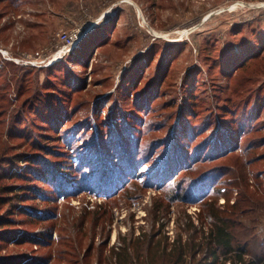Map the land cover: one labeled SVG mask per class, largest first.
Instances as JSON below:
<instances>
[{
	"label": "rangeland",
	"instance_id": "1",
	"mask_svg": "<svg viewBox=\"0 0 264 264\" xmlns=\"http://www.w3.org/2000/svg\"><path fill=\"white\" fill-rule=\"evenodd\" d=\"M21 1L24 4L18 12L6 17L14 21L15 38L7 48H0L7 52L0 53L2 60L9 63V74L17 72L18 65L22 67L21 76L33 68H55L49 71L51 81H46L45 71H40L38 78L24 76L41 88V96L33 97L30 103L24 102L30 93L19 94L13 85L8 92L14 117L5 126V132L10 135L6 140L11 148L0 152V171L9 175L25 171L26 176L6 178L2 184L17 190L0 211V215L14 212L7 216L12 218L10 228L15 230L6 246H1L0 255L12 258L13 264H222L225 257L221 253L217 261L211 255L213 247L208 241L214 217L203 199L206 194H214L218 196L215 207L230 212V205L247 196V184L250 190L264 196V85L254 92L251 87H238L224 78L220 68L234 62L229 60L235 53L233 47L243 52L244 37L257 34L255 42L264 44V9L257 6L264 0ZM30 22L41 23L48 35L37 54L16 55L21 52L18 39L26 37V23ZM93 24V30L81 39L71 55L99 27L113 24L115 29L107 35L106 45L89 52L86 67L77 64L80 53L71 60L69 54L55 59L48 67L14 61L28 56L31 60L46 59L61 46L60 32L80 27L85 30ZM160 33L165 36L159 37ZM259 49L256 46L251 51ZM87 58L85 53L82 60ZM186 77L197 88L195 95L205 89L201 97H205L206 103L199 104V116L191 112V120L185 121L186 127L182 128L177 123V109L184 103L182 84ZM145 83L151 84L148 88L153 98L157 95L156 103L148 111L146 107L141 112L135 107L129 109L134 87L140 90ZM170 92H174L173 99L168 96ZM46 97L48 110L40 103ZM227 99L232 103L227 105ZM167 100L174 105L167 107ZM121 105L124 108L115 109ZM230 107L234 115L244 118L249 130L240 142L235 137L234 144L238 145L231 155L214 160L219 154L210 133L224 122ZM40 110L44 111L42 115ZM127 110H133L132 114ZM261 111L257 121L253 116ZM51 113L62 120L54 123L53 117L49 118ZM175 124L182 134L174 146L185 148L195 134L200 135L193 146L206 139L205 146L199 149L202 159L190 172L179 171L181 167L176 169L178 165H172L174 176H162L172 183L155 184L150 174H144L148 171H142L147 167H141L145 160L138 163L135 152H139L140 159L148 154L152 163L169 169L170 146L164 140L170 137ZM35 141L38 146L29 147ZM44 146L49 149H43ZM20 152L41 157L48 154L43 161L48 167L67 163L71 170L67 167L64 172L72 176L74 183H61L65 178L61 174L56 175L51 187L32 180L37 175L25 168V158L16 167H7L11 156ZM252 158L259 159L247 164ZM31 165L33 169L39 166ZM206 167L222 171L207 173L201 181ZM246 175L249 181L243 179ZM213 182L218 185L213 187ZM29 183L36 189L26 190ZM118 186L127 190L112 193ZM188 186L191 199L185 200L180 193ZM52 192L57 194L51 198ZM254 199L258 203L259 198ZM256 210L259 213H249L244 220L252 232L241 234L243 239L253 238L255 247L264 242V215L259 208ZM178 250L184 255L183 261L167 257ZM245 257L243 264H250L252 258ZM232 263L231 259L224 264Z\"/></svg>",
	"mask_w": 264,
	"mask_h": 264
},
{
	"label": "trees",
	"instance_id": "2",
	"mask_svg": "<svg viewBox=\"0 0 264 264\" xmlns=\"http://www.w3.org/2000/svg\"><path fill=\"white\" fill-rule=\"evenodd\" d=\"M155 3L156 1L153 2V4ZM23 4L24 3L21 0H0V48L1 47L7 48V46H9V44L12 43V40L15 38V34H16L14 21L11 19H7L6 17L13 16L14 14H16V12H18L19 8ZM30 23H26L27 24L26 25V32H27L26 37L18 39L19 41L17 42V46L21 50V52H17L16 55L23 56L24 52L37 54L40 48L42 47L41 45L43 44L42 43L43 40H45V37H47L48 35L47 31L42 29L43 26L41 27L42 25L41 23H38V22L31 23V24ZM112 26L113 24H111L110 26L105 25L104 27L103 26L99 27V30L97 31V33L94 34V36L92 35L93 37L90 36L92 38L88 37L89 39L87 38V40L86 39L84 40L82 44L84 46H82V48L79 49V51L76 52V54H72V55L69 54L70 55L69 59L70 60L73 59L74 56L80 53L77 64L82 63L83 66L85 67L88 66L89 65L88 59L90 58V55L92 54V50L94 48H100L106 45L105 41L109 39L107 38V35L111 33V30L114 28V27L112 28ZM262 31L264 30L262 29ZM256 37H257V34H252V35H248L247 37H244V39H242L243 40L242 44H244L242 46L243 52L239 51L237 46L233 47L232 51H234L236 54L235 53L231 54V57H229V60L232 59L234 62L233 63L230 62L227 65L225 64L220 68V71L223 73L224 78L229 79L231 83L235 82L238 85V87L240 85H244L246 86V88L251 87L252 92H254L258 88H261L264 85V44L261 45L262 43H258V41L255 42ZM214 40L216 42H219L217 38ZM88 42L90 44H88ZM254 44L257 47H260L258 52L251 51V49L256 47L254 46ZM87 46H89L90 48H87ZM85 53L87 54L88 58L84 62L82 58L83 56H85ZM12 66H15V65L12 64ZM54 68H55L54 65L53 66L51 65V67H48V69H45V70H43V68L34 70L33 68V69L26 71L24 76L26 77L28 75H31V76L34 75L35 77L38 78V74H40V71H45L47 73L46 81H51V77L49 76L50 74L49 71ZM16 69H18V71L10 75L9 74L10 73L9 63L2 60V54L0 53V152L7 151L11 148L10 143L6 140L7 138L10 137V135L6 134L5 132V126L7 125L8 122L13 120V117H14V116H11V109H10L11 103H10V98H9V93H8L9 89L13 85L18 90L19 94H22V92L30 93V96L24 99V102L29 101L28 103H30L33 97L37 98V96H41L40 87L33 85L32 81H28L24 76L19 75V69H22V67L18 65ZM130 72L131 71H129V75L133 73L134 71L132 70V72L131 73ZM130 76L133 78L132 74ZM30 80H32V78H30ZM188 80H189L188 77L184 78V82L182 84V88L184 91L182 98L184 100V103H181L182 105L178 107L177 109L179 111L177 123L180 124L182 128L186 127V124L184 125L185 121L189 122L191 120L190 118L191 116H189V115H192L191 112L193 113L196 112L195 113L196 116H199V113L197 110L199 104L202 102L206 103V101L203 100L205 99V97H201V94H204L205 89L198 92V95H195V93L197 92V88L193 87L192 84L188 83ZM149 85L151 84L145 83L140 88V90H135L137 86L134 87L135 88L134 92H131L133 104L132 106L129 107V109H132L133 107H135L136 109L139 110V112H141L140 110H142L141 108L143 107H146L147 111L152 108L153 106L152 103L157 101L158 98H157V95L155 96L156 98H153V93H151L150 89L148 88ZM44 86L45 84L42 86V88H44ZM216 88L217 87L215 86L213 89L216 90ZM215 92L217 93L218 91H214V93ZM170 93L168 94V96H170L171 99H173L174 92H172L171 94ZM214 93L213 95L215 96ZM199 96L200 98H198ZM47 98L48 97L45 98L44 102H40L41 107L44 110H48L47 101H46ZM151 99L153 100L151 101ZM262 100L264 101V94L262 95ZM171 101L172 100H167L166 102H164V104H166L167 107L173 106L174 104H171L172 103ZM226 102H227V105L228 103H232L231 99H227ZM212 103L215 105L214 102ZM207 105H210V103ZM122 108L124 107L121 105V106H116L115 109L121 110ZM231 110H232V107H230V110L226 112L227 116L223 117L224 122L220 123V126L215 131H212L210 133L211 134L210 140L214 141V144H217L216 148L218 149L217 152L219 154L217 155V157L214 158V160H221V158L231 155L236 150V147L238 145V142L234 144L235 137L237 136L240 142L241 138L247 134L246 131L249 130V127H245V121L243 120L244 118L240 116L237 117L238 115H234ZM132 111L133 110H127L126 113L132 114ZM40 112L42 115L44 111L40 110ZM261 113L262 111L253 117L257 121H259L261 119ZM229 115H230V118H228ZM51 117H53L52 121H54V123L62 120L59 115L53 116L52 113L49 118ZM176 124L174 125V128H172L171 130L170 137L164 140L165 144L170 146L168 148V151H169L168 157L169 158L171 157V159L167 163V166L169 169H166V170L163 169L160 165L158 166V164L154 163V161L152 163L150 160L147 159V157H149L148 154L144 155L143 158H141L142 159L141 160L139 158L140 156H138L139 152H135V155L137 154L136 160L138 161V163H141L143 159L145 160L144 164H142L141 167H143L144 165H147L149 170L148 172L144 174L145 175L150 174L151 179L153 180L155 184H159L163 182L164 185H170L172 183V181H169L170 176L171 175L174 176V172H173L174 168L170 169V167H173L172 165H175V164L178 165V168L176 169H180L181 167L179 171H182V172L189 171L190 172L193 168L197 167L196 166L197 163H199L202 159V157L199 155L200 153L199 149L205 146L204 142L206 141V139L203 140V142H200L196 144L195 146H193L195 140L200 135V134H195L192 136L190 141L185 145V148H184V145L174 146L175 143L179 142L178 140L180 139V136L182 134V133L179 134L180 130L176 129L177 128L175 127ZM112 126L113 128H115V123H113ZM254 143H256V141ZM28 145L29 147H32L35 149V147L38 146V141H35V144L30 142V144ZM33 145H35V147ZM46 147L47 146H44L43 149H49ZM128 150L129 148L126 151ZM15 155L16 156H11L9 165L7 167H16L17 166L16 163H18V161H20L21 159L25 158L26 162H28L25 168L28 169V172H30L31 175H34V176L37 175L36 177H33L32 180L38 179L39 181H42L43 183H47L48 185H50L51 182L55 179L56 175L61 174L62 176H65L64 179L60 180L61 183H63L64 185H67V183H74L73 182L74 180H72V176H70L67 172L66 173L64 172V170L67 167H68L67 169L71 170L70 169L71 166L67 165V163L66 165H62L58 167H53V166L48 167L46 166V163H43V161H45L44 157H46L48 154L47 155L45 154V156L43 157H41L40 154H31L27 152H20L19 154H15ZM37 158H41L43 160H40ZM79 159H80L79 161L88 160L85 158H83L82 160L81 158ZM258 159L259 158H252L251 161L247 162V164L251 163L252 160L258 161ZM30 163L33 165H39V166H36L33 169ZM217 170L222 171V169L220 170L217 167L203 168L201 172L203 173L201 174L202 175L201 181L206 176L207 173H213ZM22 172L23 173L13 172L11 175H9L8 172L0 171V211L3 210V206H5V204H8L10 202L11 200V198H9L10 195L15 193V190H17L15 186L6 185V184L5 186L2 185L4 180L6 178L11 179L15 177L20 178V176H26V174L24 173L25 171H22ZM165 173L167 177H169L166 180H165L166 177H162ZM258 175L259 174L257 173L256 174L257 179H258ZM27 176H30V175H27ZM194 178L192 179L194 180ZM243 179L245 181L247 180L249 181L248 175L244 176ZM178 183L179 185L180 184L182 185L185 182H181V183L178 182ZM212 185L214 187L215 185L217 186L218 184H216V182H213ZM235 185L239 186L238 184H236V182H235ZM36 187L37 186H34L33 183L31 184L29 183L28 189L26 190L33 191L36 189ZM123 187L121 188L120 186H118L115 189L113 188V191L111 192L112 193L115 191L119 192V190L121 191L122 189L127 188V187L125 188ZM249 187H250L249 184L245 186L244 192L247 196H245L244 199H242L241 201L238 200V202L236 201L234 202V204L230 205L231 207L230 212L219 211L215 207L216 201L218 200V196H215L214 194L210 196L206 194V197L203 199L204 206H206V209L209 211V214H211V216L214 217V226H213L214 228L210 232V240L208 241L211 244L210 247H213V251H211L212 252L211 255L215 258V261H217L219 260L220 258L219 254L221 253L225 257V260L224 262H222V264H224L226 261H231V259L233 262L232 264H243L246 261L245 256H249L252 258L250 264H264V242L262 241L260 244L257 245V247H255L252 241L253 238H249V239L241 238L242 232H246V231H248V233L252 232L251 230L252 228L250 226H247L246 222H244L245 216L248 215L249 213L251 215L253 213L255 214L259 213L256 210L258 208L259 210L263 212L262 214L264 215V206L261 205V203L264 204V198H263L264 196H262L263 194L258 195V193H256L257 190H254V189L250 190ZM180 189L181 188H179L177 192H180ZM71 191L70 193L75 192V190L73 192ZM181 191L183 192V194L180 193L182 198H184L185 200L189 198L191 199V196H189V193L191 192V189L189 186L186 187L185 189H181ZM56 194L57 192H52L50 197L52 198ZM59 194H69V193L59 192ZM224 195H227V193H225ZM32 196H34V194H32ZM256 197L259 198L258 203L256 201L255 203L253 202V200H255L254 198ZM227 201L229 202V198L226 199V204H227ZM13 213L14 212H10V213L7 212V214H10V215ZM7 214L0 215V250L2 249L1 246L5 247L6 242L12 239L10 235H12L14 233L13 231H15L12 228H10V225L13 224V222H12V218L7 216ZM167 255H168L167 257H172V258H175L176 260L177 259H180L181 261L184 260V255L181 252H179V250L177 251V253L173 252L171 254L168 253ZM163 256H165V253H163ZM11 259L12 258L6 255H0V264H13L11 262L12 261ZM116 264H118V261L116 262Z\"/></svg>",
	"mask_w": 264,
	"mask_h": 264
},
{
	"label": "built area",
	"instance_id": "3",
	"mask_svg": "<svg viewBox=\"0 0 264 264\" xmlns=\"http://www.w3.org/2000/svg\"><path fill=\"white\" fill-rule=\"evenodd\" d=\"M257 6L261 9H264V1L260 2L257 4ZM86 30V29H85ZM84 29L81 27L78 28L76 31H62L58 34L59 40L61 43V46L59 45L57 50L52 54L49 55L46 59L39 60L38 58H34L31 60V58L28 56V59H23V58H17L14 59L15 62L18 63H25V64H30L32 67H43L51 65L53 62V59H62L65 57V55L72 53L75 48L78 46V43L81 41V39L87 35ZM86 33V34H85ZM0 52H2L3 55L7 54V52L3 49H0Z\"/></svg>",
	"mask_w": 264,
	"mask_h": 264
},
{
	"label": "bare ground",
	"instance_id": "4",
	"mask_svg": "<svg viewBox=\"0 0 264 264\" xmlns=\"http://www.w3.org/2000/svg\"><path fill=\"white\" fill-rule=\"evenodd\" d=\"M153 32H154V30H153ZM158 33V32H157ZM165 35H162L161 33L159 34V37H164ZM54 60L55 59H53V62H54ZM53 62H52V64H53ZM144 170H146V171H148L149 170V168H147L146 166H144V169L142 170V171H144Z\"/></svg>",
	"mask_w": 264,
	"mask_h": 264
},
{
	"label": "water",
	"instance_id": "5",
	"mask_svg": "<svg viewBox=\"0 0 264 264\" xmlns=\"http://www.w3.org/2000/svg\"><path fill=\"white\" fill-rule=\"evenodd\" d=\"M93 26H94V24L88 26V27L86 28L85 32H86V33L89 32V31L93 28ZM86 33H85V34H86Z\"/></svg>",
	"mask_w": 264,
	"mask_h": 264
},
{
	"label": "crops",
	"instance_id": "6",
	"mask_svg": "<svg viewBox=\"0 0 264 264\" xmlns=\"http://www.w3.org/2000/svg\"><path fill=\"white\" fill-rule=\"evenodd\" d=\"M94 25H95V24H94ZM93 27H94V26H93ZM92 30H93V28H92L90 31H92ZM90 31H89V32H90ZM89 32H88V33H89ZM88 33H87V34H88Z\"/></svg>",
	"mask_w": 264,
	"mask_h": 264
}]
</instances>
